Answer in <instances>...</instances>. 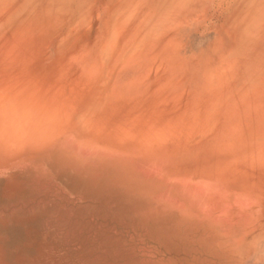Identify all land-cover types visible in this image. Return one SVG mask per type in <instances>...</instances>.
<instances>
[{
  "label": "rangeland",
  "instance_id": "rangeland-1",
  "mask_svg": "<svg viewBox=\"0 0 264 264\" xmlns=\"http://www.w3.org/2000/svg\"><path fill=\"white\" fill-rule=\"evenodd\" d=\"M89 1L92 25L74 18L67 32H76L62 42L65 50L53 44L45 52L43 37L52 32L40 35L39 49L18 57L22 63L15 67L24 77L19 82L32 76L42 89L43 80L51 78L57 89L46 82L51 90L46 98L34 93L36 101L64 110L79 97L62 83L70 93L57 100L62 78L101 80L114 69L123 72L116 84L132 99L148 97L149 115L182 114L195 126L179 121L188 129L177 130V143L132 159L75 137L50 140L17 156L0 152V264L250 263L248 253L264 233L263 106L251 94L222 86L216 73L206 70L233 57L230 50L240 43L244 30L234 26V9L225 23V8L215 9L211 0L203 7L202 0H150L139 9L141 17L133 0ZM179 1L196 8L179 7ZM177 76L185 77L182 84L197 85L179 89ZM169 78L172 85L164 88ZM186 94L197 100L187 108L181 106L189 101Z\"/></svg>",
  "mask_w": 264,
  "mask_h": 264
},
{
  "label": "bare ground",
  "instance_id": "bare-ground-1",
  "mask_svg": "<svg viewBox=\"0 0 264 264\" xmlns=\"http://www.w3.org/2000/svg\"><path fill=\"white\" fill-rule=\"evenodd\" d=\"M87 1L88 0H0V152L3 156H17L22 152L29 150L31 147H36L37 149L38 145L41 146V143L43 144L50 140L55 141L56 143L59 140L68 139V137H75L78 139V141L88 142V145L102 148L103 151L112 155L119 154L132 159L137 155L147 154L150 156L154 155L156 152H164V144L168 145L170 143H177V139H179L178 135L180 136V133L177 134V130L178 132L181 130L185 131V128L181 127L183 124H181V126L180 124H177L179 121L181 122L182 114L178 118V115H149L147 112L151 108L147 107L146 98L148 97L141 96L140 99H132V97L128 95V92L124 91L123 88H120L121 85L118 86L116 84L117 81H120L123 78V72H118V70L109 69V72L106 73V75L103 74L105 77L102 76L103 78L101 80L98 79L97 75H85V77L77 75L72 77L68 76L65 78L67 79V82H64L65 80L62 78L63 82H61V85L63 83L66 86V83H68L66 86L67 89L76 92L72 93L71 91V95L74 94L75 97H79L78 101L76 100L77 98L74 99L76 101H74V105V102L71 100L69 105L70 107L63 105L64 110H61L60 108L51 109L52 107H49L47 105L48 103L45 101V104L38 103L36 101L35 94L45 97L44 92L46 93L48 91L47 88H44L47 86V84H45L46 82L49 83L51 81L52 83H50V85L52 84V86H54H51L52 89H57L55 87V83L53 84V80H50L51 78L49 81L42 79L43 83L45 84L44 85L42 83V89H47L46 91L43 90V92L42 89H39L40 87L38 88V85L37 87L35 86L37 83L35 78L32 76H28L29 78L26 77L31 83L29 81L26 82V79H23V82H19L21 81L20 79L24 77L21 78V67H15V65H18V63L19 65L22 63L19 61L18 57H25L32 52L34 53L37 51V49L40 47L39 44H41L40 35H46L49 29L50 32H52L51 36L48 35L47 37H43L47 40L43 49L45 52L47 50H51L53 44L58 47L57 50L63 49V47L65 48L66 45H62V42L66 41L67 38H70L69 36L71 35L68 34L73 35L72 30L74 31V29L71 28L72 30L70 33H68L69 31L67 32V30L70 29V26L72 25L71 22L74 21V18V22L85 20L82 21V23L85 24V22H88L87 24H90L89 20L91 19L90 21H92V15L89 13L91 16L90 18L87 13ZM112 1L114 2V0ZM133 1L135 2L138 13L141 17V10L139 9H146L150 0ZM133 1L132 3L134 4ZM208 1L209 0H202V3H200L201 5L199 6L203 7L202 4H206ZM115 2L117 1L115 0ZM211 2L215 9L225 8L224 10L222 9L223 12H221V16L224 17L225 23H227L230 18L229 17L227 19V14L230 16L228 13L229 10L233 8L234 11L232 12L235 14V16L232 14L233 17L231 18L232 20L233 18H236V21L234 20V26L239 29L242 28L244 32L241 34V40L238 47H233L230 50L234 52V56L231 58L223 57L216 63L215 67L206 70H208L207 72H209L211 75L212 73H216V76L222 86L231 85L232 89L235 91L255 96L256 99L261 101V106H263L262 109L264 111V0H211ZM98 4L100 3L98 2ZM90 5L91 3H89L88 6ZM93 6H95L94 3ZM178 6L188 7L184 5L183 2L181 3V1L178 2ZM189 7L194 8L195 5H190ZM91 10L92 8L89 9V11ZM232 12H230V14ZM86 14L87 18L84 19ZM136 15L134 14V17ZM142 16L144 17L143 14ZM134 17L131 18L133 19ZM152 17L155 16L153 15ZM131 18L128 19L129 22L130 20L132 21ZM165 22L167 23L168 21ZM69 23L71 25H69ZM129 24H126L125 26H129ZM91 25L92 24L89 26ZM79 27L81 28V26ZM115 33L117 34L118 32ZM138 33H135V36L136 34L138 35ZM116 38L117 37H115L116 42H119V39ZM124 38L126 37L124 36ZM144 38H146L145 35ZM69 42L70 40L68 43ZM73 42L71 43V45L73 44L72 47L75 45V42ZM129 42H131V40ZM60 51L61 53H65V51ZM235 51H237L236 54ZM59 52L58 54H61ZM58 56H61L60 58H62L63 54L57 55V57ZM11 73L14 79H12V75L8 76ZM9 77L10 80L8 79ZM180 78L181 81H183L185 77H175V79L180 83V85L177 87L179 89H185L184 87L197 85L196 83L192 85L182 84ZM172 81L173 80H171V78L165 80L164 88L172 85ZM57 85L59 84H56V86ZM69 85L72 89H70ZM51 87L49 86V88ZM61 87H63V85ZM36 88L41 90L39 92L36 90L38 94L35 92ZM64 88L65 87L58 89L60 91ZM59 91L54 92L58 93ZM63 91L64 92L62 93L64 95L62 93L60 94L59 92L57 94L58 96L56 94L54 96L60 99L62 96H66L67 98V95H69H66L67 90L65 89ZM40 92H42L43 95H41ZM67 93L70 92L68 91ZM186 95H188L187 100L189 101H186V103H181V106L185 105L187 108L188 106L186 105L193 103L195 104V101L197 102V100L196 97H192L191 94ZM66 98L65 100L67 101ZM52 101L53 103L56 102V100ZM216 102L218 105L221 103L219 101ZM60 103L63 104L62 101H60ZM53 105L55 106V104ZM56 107L59 106L57 105ZM186 114L187 113H185V116ZM186 119L187 118L185 117L183 120H185V123H190V126L192 123L187 122ZM188 120H190V118ZM192 126L195 125L192 124L190 127ZM184 127L186 126L184 125ZM190 130L191 129L188 131ZM191 131L188 133L195 134V132L192 133ZM188 133L186 134L188 135ZM183 134L181 133V135ZM191 134L189 136L192 137ZM187 135H184L185 139H187ZM194 137L193 139H195ZM188 140L187 142H189L191 139L189 141ZM197 141H199V139H197ZM259 235L260 237L258 239L256 238L257 241L254 239L256 243L248 253L249 259H247V261L250 260V263L248 262V264H254L252 262H255L256 264H264V233Z\"/></svg>",
  "mask_w": 264,
  "mask_h": 264
}]
</instances>
